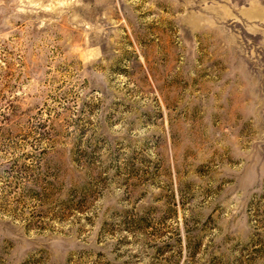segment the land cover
Instances as JSON below:
<instances>
[{
    "label": "rangeland",
    "instance_id": "obj_1",
    "mask_svg": "<svg viewBox=\"0 0 264 264\" xmlns=\"http://www.w3.org/2000/svg\"><path fill=\"white\" fill-rule=\"evenodd\" d=\"M0 264H264V0H0Z\"/></svg>",
    "mask_w": 264,
    "mask_h": 264
}]
</instances>
